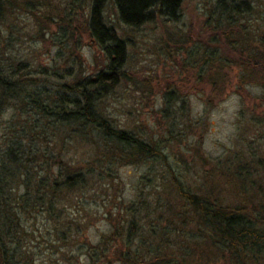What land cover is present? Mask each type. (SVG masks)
Segmentation results:
<instances>
[{"label":"trees","instance_id":"1","mask_svg":"<svg viewBox=\"0 0 264 264\" xmlns=\"http://www.w3.org/2000/svg\"><path fill=\"white\" fill-rule=\"evenodd\" d=\"M108 1L0 0V113L6 108L12 116L0 133V264H32L24 249L29 221L35 224L43 215L45 221L59 224L63 206L78 209L82 198H90L87 193L111 190L117 165L145 159L154 165L166 158L163 143L148 142L140 130L118 125L108 110L107 97L120 83L131 81L125 70L129 42L107 21ZM110 2L116 20L135 28L155 16L178 20L183 0ZM20 14L33 18L38 27L32 44L57 32L56 55L70 48L67 76L50 74L51 66L41 64L34 48L22 50L14 22ZM55 24L57 30L52 33ZM206 24L216 33L212 40L220 34L223 47L239 59L223 56L218 48L195 45L192 55L200 60L197 67L209 69L207 83L217 88L216 76L223 80L224 68L235 64L239 82L258 84L260 100H264V0H214ZM29 29L27 24L26 32ZM81 32L104 57L100 68L87 74L82 69L77 74L69 72L79 65L75 36ZM49 75L58 77L55 83L49 82ZM175 97L169 91L167 104H175ZM249 126L257 129L254 138L242 141L249 150L259 151H249L246 158L238 152L230 168L235 191L244 193L236 198L238 204L219 201L220 189L215 196L197 193L181 175L172 177L168 167L162 176L168 195L153 206L141 196L127 204L110 197L113 209L106 210L110 231L102 236L106 240L95 244L83 237L84 263L264 264V187L258 193L252 189L264 169V135L256 134L264 130V117L250 115L246 129ZM66 136L81 148L83 157L73 163L62 158ZM171 193L175 199H170ZM66 222V227H55L59 242H64L72 226ZM73 227L79 231L81 226Z\"/></svg>","mask_w":264,"mask_h":264},{"label":"rangeland","instance_id":"2","mask_svg":"<svg viewBox=\"0 0 264 264\" xmlns=\"http://www.w3.org/2000/svg\"><path fill=\"white\" fill-rule=\"evenodd\" d=\"M213 1L183 0L178 20L169 21L155 16L153 21L135 28L118 22L114 15L115 9L108 1L104 11L107 21L117 27L118 32L129 42L125 70L131 78L129 83L124 81L116 86L107 97L108 110H111L118 125L140 130V134L148 137V142L163 143L166 158L154 165L146 159L139 163L117 165L111 190L102 188L99 189L101 193H87L90 198H82L83 205L78 209L63 206L64 209H60L63 220H59V224L45 221L43 215H39L35 224L32 221L26 223L29 234L26 235L27 245L24 249L29 253V260H33L32 264H85L84 249H80L84 246L83 237H88L93 244L101 239L106 240L102 236L110 231L106 210L113 209V203L109 205L111 198H116L117 202L121 199L122 203L127 204L141 196L153 206L154 202L156 204L168 195L167 187L162 183L163 173L168 167L172 177L180 178L178 175H181V179H185V183L195 188L197 193L208 196L210 192L215 196L216 190L220 189L217 198L226 205L237 202L236 198L244 194L235 191L230 168H233L238 152L246 158L250 156L249 151H259L249 150L244 142L245 139L254 138L257 129L250 126L246 129L247 119L252 114L264 117V100H260L262 90L258 84L239 82L240 70L235 64L224 68L223 80L219 75L216 76L217 88L211 82L207 83L209 69L203 68L200 71L197 67L200 60L192 55L197 44L205 45L207 49L218 48L217 51L223 56L239 60L223 47L220 34L216 35L215 42L212 40L216 33L210 31L206 18ZM18 19H14L15 30L21 34L17 38L21 41L19 46L22 50L29 52L34 48L33 53L41 64L51 66L50 74L56 72L65 75L70 48L64 49L62 55H56L59 46L58 39H55L57 32H54L58 25H52L51 32L54 34L47 35L46 40H40L36 45L31 43L33 32L38 30L34 19H26L25 14H20ZM27 24L31 29L26 32ZM75 37L79 44V65L76 64L74 70L70 69L69 72L77 74L82 69L83 74H87L100 68L104 57L95 43L83 32L76 33ZM49 77L50 83L58 79L53 75ZM169 91H174L176 95L175 104L168 105L165 100ZM182 102L184 106L181 108ZM11 118L10 109L5 108L0 113V133H3L5 124ZM256 134L263 136L264 130ZM64 138L67 141L62 150V158L73 163L82 156L79 142L69 140L67 136ZM64 140L61 139L60 143L64 144ZM260 173L263 184L259 180L257 186L252 188L257 193L262 192L264 187V169ZM171 194L170 199L174 196V193ZM247 194L248 191L241 198V204ZM176 202L172 205L175 211L179 204ZM66 221L72 226L65 233L64 242H59L54 230L55 227L69 225ZM74 223L81 226L79 231L73 227ZM93 264H98V261ZM101 264L119 263L107 260Z\"/></svg>","mask_w":264,"mask_h":264}]
</instances>
